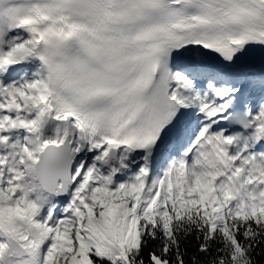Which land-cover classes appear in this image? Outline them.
<instances>
[{
	"label": "snow or ice",
	"instance_id": "snow-or-ice-1",
	"mask_svg": "<svg viewBox=\"0 0 264 264\" xmlns=\"http://www.w3.org/2000/svg\"><path fill=\"white\" fill-rule=\"evenodd\" d=\"M0 264H264V0H0Z\"/></svg>",
	"mask_w": 264,
	"mask_h": 264
}]
</instances>
